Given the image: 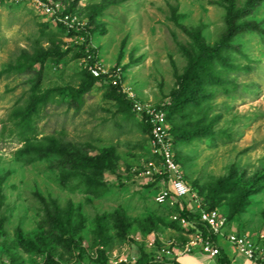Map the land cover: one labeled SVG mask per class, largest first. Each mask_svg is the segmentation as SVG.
<instances>
[{
  "label": "rangeland",
  "instance_id": "obj_1",
  "mask_svg": "<svg viewBox=\"0 0 264 264\" xmlns=\"http://www.w3.org/2000/svg\"><path fill=\"white\" fill-rule=\"evenodd\" d=\"M54 1L71 10L70 26L37 0H0V264H165L164 250L184 248L188 231L173 217L191 200L156 202L142 116L112 96L110 76L84 86L93 66L118 74L136 101L166 105L200 55L195 36L222 60L171 115L181 167L264 253V0L235 19L256 28L230 37L225 0ZM233 1L242 10L251 0ZM82 32L93 58L80 57Z\"/></svg>",
  "mask_w": 264,
  "mask_h": 264
},
{
  "label": "built area",
  "instance_id": "obj_2",
  "mask_svg": "<svg viewBox=\"0 0 264 264\" xmlns=\"http://www.w3.org/2000/svg\"><path fill=\"white\" fill-rule=\"evenodd\" d=\"M39 8L46 14H50L68 25L69 17L60 11L59 4L54 0H37ZM70 26V25H68ZM89 72L96 78L110 76L113 85H121V77L118 74L106 75L97 67H89ZM134 111L147 117L151 127L150 146L156 160L150 161L144 169L143 176L151 181L159 180L161 191L156 196V202L160 205L175 207L182 201L191 200V204L182 206L181 211L188 213L182 216L175 214L173 220L187 229L188 242L182 250H164L163 258H167L165 264H177V260L184 254L202 253L205 256L216 259L221 254V239L227 241L245 258L255 263L264 264L263 247L260 240L245 234L232 231L228 218L218 209L208 210L200 196L194 191L187 181L181 164L177 161L174 139L167 112L152 105L136 101L130 95ZM262 239L264 236L261 237Z\"/></svg>",
  "mask_w": 264,
  "mask_h": 264
},
{
  "label": "trees",
  "instance_id": "obj_3",
  "mask_svg": "<svg viewBox=\"0 0 264 264\" xmlns=\"http://www.w3.org/2000/svg\"><path fill=\"white\" fill-rule=\"evenodd\" d=\"M225 1H227L229 4L228 11H229V22H230V27H231L230 32H229L227 37L235 35L236 33L242 31L245 28H256V25L250 24V23H246L245 25L239 26V27L235 25V19L240 18L242 15H244L247 12L255 10L256 6L253 4V0L249 1L247 6L245 7V9H242V10H236V7H235L233 0H225ZM70 13H71V10H67L65 12V15H68ZM60 25L64 28H66L63 23H60ZM78 34H82L83 37H85V39H86V41H85V43L81 49L80 57L84 58V59L89 58V57L93 58L96 54V50L90 45L88 36L84 32L78 33ZM194 40L198 45L200 55L193 59L190 68L181 77L180 88L176 93L173 94L170 102L166 105L158 106V108H162L167 112V117H168L169 123H170L171 115L174 114L175 112L181 110L184 107L185 103L188 100V96L191 93L189 91L190 85L192 82L196 81L197 79H200V74L203 73V72H201V70H206L207 72H209V70H213V63L215 60H217V59L222 60V58L220 56L221 50H220L219 46H216L215 48H210L209 46L206 45L205 41L200 36H195ZM88 77H89V80L84 86L85 89L93 87L94 85H96V83L98 81H101V80L107 78V77L96 78L90 72H89ZM80 93L81 92H78V94L75 97H73V100L78 102L79 101L78 95ZM112 96L117 101H119L120 103H124V104L128 105L129 107L133 108L134 103H133L132 99H130L129 96L123 92L120 85H118V86L113 85ZM46 100H47L46 96H41V97L35 98L32 101V104L29 107V109H27L24 112V114H23L24 120L30 121L32 119V115H34L35 113L38 112V108L40 106V103L42 101H46ZM142 119H143V122L145 124L147 131L151 132V127L147 122V117L145 115H143ZM171 132H172V136L174 139L175 150L177 153V161L181 164L180 158H179V153H178V143H179L178 142V135L173 133L172 129H171ZM185 138L188 139L189 137L186 136ZM186 179H187V177H186ZM187 181H188V179H187ZM192 187H193V185H192ZM204 206L208 210L217 209L215 207H210L205 202H204ZM180 213L182 214V216H185V217L189 215L188 213L183 212V211H181ZM227 218H228V223L230 226V219H229V217H227ZM217 261H218V264H232L231 259L229 258L228 254H226L224 252V250H222V248H221V254L217 257ZM140 264H144V262H142V263L140 262Z\"/></svg>",
  "mask_w": 264,
  "mask_h": 264
},
{
  "label": "crops",
  "instance_id": "obj_4",
  "mask_svg": "<svg viewBox=\"0 0 264 264\" xmlns=\"http://www.w3.org/2000/svg\"><path fill=\"white\" fill-rule=\"evenodd\" d=\"M221 248L231 259L232 264H257L239 254L227 241L221 242ZM177 264H218L217 258L213 259L202 253L184 254L177 260Z\"/></svg>",
  "mask_w": 264,
  "mask_h": 264
}]
</instances>
